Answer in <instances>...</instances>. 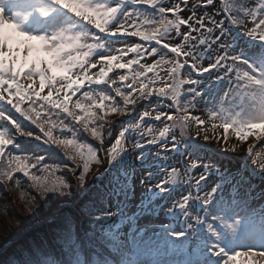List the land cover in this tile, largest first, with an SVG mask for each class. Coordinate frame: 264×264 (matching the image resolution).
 Returning <instances> with one entry per match:
<instances>
[{"label":"snow or ice","instance_id":"obj_1","mask_svg":"<svg viewBox=\"0 0 264 264\" xmlns=\"http://www.w3.org/2000/svg\"><path fill=\"white\" fill-rule=\"evenodd\" d=\"M13 186L0 264H264V0H0Z\"/></svg>","mask_w":264,"mask_h":264},{"label":"trees","instance_id":"obj_2","mask_svg":"<svg viewBox=\"0 0 264 264\" xmlns=\"http://www.w3.org/2000/svg\"><path fill=\"white\" fill-rule=\"evenodd\" d=\"M11 190L12 187H11ZM21 189L18 188V191H10L11 194L7 197L0 195V225L4 227V234L0 235V252L7 253L9 249H12L13 246L18 242L23 240L27 235L34 232L38 229L41 223L44 220V217L47 215L49 211V206L46 205L44 208H41L38 214L32 218L27 219L29 213L27 209V203L30 199L28 196H24L20 198ZM4 200H10L11 202L8 204L2 203ZM13 202H17L22 208L23 214L16 213V209L12 205ZM8 209V213H5L4 209ZM13 209V210H12ZM9 222L6 224V222ZM10 236L6 243H2V238ZM87 253L90 255L91 246H88ZM100 252L99 249H97ZM81 257L83 258V253H81Z\"/></svg>","mask_w":264,"mask_h":264},{"label":"rangeland","instance_id":"obj_3","mask_svg":"<svg viewBox=\"0 0 264 264\" xmlns=\"http://www.w3.org/2000/svg\"><path fill=\"white\" fill-rule=\"evenodd\" d=\"M257 2H258V1H257ZM121 119H123V117H121ZM232 142H235L234 137H233V141H232ZM250 142H251V141H249V142H245L243 148L238 147V148H237L236 155H237V156L244 155V151L246 150L247 143H250ZM209 143H211L212 147H217L216 142H215L214 140H213V141H210ZM197 150L207 151L206 148H204V149H197ZM258 150H259V149H258ZM94 169H95V166H94ZM89 175H91V174H89ZM12 189H13V190H11V188H10V190H9V193H10V194H11L10 191H15V190L18 191V188L15 187V186H13ZM135 203H136V201H132V205H130L129 208H128V210H127L129 213H132V212H135V211H136V208L134 207ZM12 205H13L14 208L16 209V213H19L20 215L23 214L22 208H21V206H20L19 204H17V202H13ZM69 207H71V205H69ZM12 210H13V209H12ZM141 211L143 212V211H145V210H141ZM159 219H160V220H163L164 217H163L162 215H160ZM157 222H158V221H157V216H155V215H142V216H140V217L138 218V223H139L140 226H145V225H148V224H154V223H157ZM8 223H9V222L7 221L6 224H8ZM4 230H5V229H4L3 225H0V235H3V234H4ZM178 258H179V257H176V258H174V259H178ZM172 259H173V258H172ZM241 259H242V258H241Z\"/></svg>","mask_w":264,"mask_h":264}]
</instances>
